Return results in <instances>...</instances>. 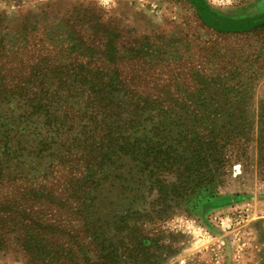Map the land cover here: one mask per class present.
Returning <instances> with one entry per match:
<instances>
[{
    "label": "rangeland",
    "instance_id": "rangeland-1",
    "mask_svg": "<svg viewBox=\"0 0 264 264\" xmlns=\"http://www.w3.org/2000/svg\"><path fill=\"white\" fill-rule=\"evenodd\" d=\"M204 1L222 17L264 13V0ZM99 26L113 28L123 44L144 45L149 74L167 80L165 91L179 95L178 104H168L183 111L178 124L184 142L199 133L223 138L202 184L191 179L179 195H161L149 174L143 191L101 187L82 218L97 224L102 256L111 248L116 264L130 258L131 264H264V25L218 31L189 0H0V30L20 33L16 40L26 28L43 41L60 44L68 32L86 42ZM171 128L163 137L173 143ZM41 211L40 224L52 230L46 236L39 231L42 247H0V264H93L92 248L67 208L50 219ZM141 240L148 247L140 253ZM127 242L134 252L123 255ZM58 245L65 259L56 255Z\"/></svg>",
    "mask_w": 264,
    "mask_h": 264
},
{
    "label": "trees",
    "instance_id": "trees-1",
    "mask_svg": "<svg viewBox=\"0 0 264 264\" xmlns=\"http://www.w3.org/2000/svg\"><path fill=\"white\" fill-rule=\"evenodd\" d=\"M189 1L218 31L244 32L264 25V13L232 19L210 11L204 0ZM99 28L86 42L66 32L60 44L46 35L44 41L38 39L34 29H22L20 40L13 29L0 30L2 248L23 243L28 249L42 247L39 231L46 236L52 230L40 224L41 210L50 219L67 208L81 240L92 248V263L103 258L116 264L111 248L103 256L100 252L97 224L82 218L84 205L97 199V191H133L131 186L143 191L149 174L161 195H179L191 179L202 184L210 163L221 154L222 137L199 133V139L183 141L187 136L178 124L183 111L168 104H178L179 95L165 91L167 80L149 74L144 45L123 44L113 28ZM169 125L173 143L163 137ZM125 245L123 255L134 252L133 245ZM140 246L141 253L148 243L141 240ZM56 248V255L65 259L64 246ZM130 259L124 264H131Z\"/></svg>",
    "mask_w": 264,
    "mask_h": 264
},
{
    "label": "water",
    "instance_id": "water-1",
    "mask_svg": "<svg viewBox=\"0 0 264 264\" xmlns=\"http://www.w3.org/2000/svg\"><path fill=\"white\" fill-rule=\"evenodd\" d=\"M236 171H237V172H240V166H237V167H236Z\"/></svg>",
    "mask_w": 264,
    "mask_h": 264
}]
</instances>
